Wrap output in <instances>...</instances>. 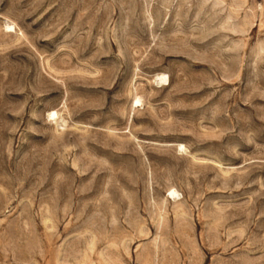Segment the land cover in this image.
Listing matches in <instances>:
<instances>
[{
  "label": "rangeland",
  "instance_id": "1",
  "mask_svg": "<svg viewBox=\"0 0 264 264\" xmlns=\"http://www.w3.org/2000/svg\"><path fill=\"white\" fill-rule=\"evenodd\" d=\"M0 264H264V0H0Z\"/></svg>",
  "mask_w": 264,
  "mask_h": 264
},
{
  "label": "bare ground",
  "instance_id": "2",
  "mask_svg": "<svg viewBox=\"0 0 264 264\" xmlns=\"http://www.w3.org/2000/svg\"><path fill=\"white\" fill-rule=\"evenodd\" d=\"M157 80H158V82L160 83V82H163V81H165L166 80V76H158V78H157ZM175 193V190H172V192H171V195H173Z\"/></svg>",
  "mask_w": 264,
  "mask_h": 264
}]
</instances>
